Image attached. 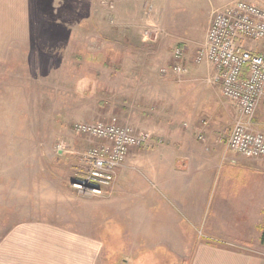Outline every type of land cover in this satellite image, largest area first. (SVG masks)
<instances>
[{
	"label": "rangeland",
	"instance_id": "rangeland-1",
	"mask_svg": "<svg viewBox=\"0 0 264 264\" xmlns=\"http://www.w3.org/2000/svg\"><path fill=\"white\" fill-rule=\"evenodd\" d=\"M235 1L0 0V264H189L184 242L170 241L172 225L161 222L170 218L139 198L153 182L127 165L131 151L100 194L71 186L95 144L72 128L114 117L150 134L158 125L161 137L218 122L226 140L239 114L208 81L213 68L191 58L212 13ZM182 45L187 74L162 75ZM263 125L260 109L250 129ZM223 152L237 155L225 144ZM179 229L194 232L185 242L192 253L209 243L187 220Z\"/></svg>",
	"mask_w": 264,
	"mask_h": 264
},
{
	"label": "crops",
	"instance_id": "crops-1",
	"mask_svg": "<svg viewBox=\"0 0 264 264\" xmlns=\"http://www.w3.org/2000/svg\"><path fill=\"white\" fill-rule=\"evenodd\" d=\"M215 74L213 70L208 81ZM192 76L194 82L202 80ZM218 102L223 111V103L220 99ZM184 127V131H166L168 135H161L162 140L156 135L163 129L153 125L152 138L164 146L131 151L127 165H138L142 177L153 182L138 192L139 198L147 202V209L159 207L162 219L170 218L161 222L172 225L170 241L184 242L183 254L188 251L183 257L192 256L189 264H264V162L238 154L226 157L222 148L227 135L222 134L218 122L212 125L200 121ZM183 220L195 229L202 228L198 235L209 242H198L194 253L193 243L185 244L195 239L194 232L189 238L183 236L179 229ZM140 240H148V236ZM218 240L222 244L210 243ZM169 247L173 250L177 245Z\"/></svg>",
	"mask_w": 264,
	"mask_h": 264
},
{
	"label": "built area",
	"instance_id": "built-area-1",
	"mask_svg": "<svg viewBox=\"0 0 264 264\" xmlns=\"http://www.w3.org/2000/svg\"><path fill=\"white\" fill-rule=\"evenodd\" d=\"M185 49L182 45L172 50L170 63L160 70L162 75L187 73ZM191 63L213 68V83L220 86L221 96L233 103L239 114L226 139L227 149L245 159L264 161V133L250 129L254 114L264 111V8L237 0L215 10ZM72 131L95 144L87 152L88 171L71 186L95 195L113 181L115 168L130 151L160 143L147 132L121 125L114 117L75 124Z\"/></svg>",
	"mask_w": 264,
	"mask_h": 264
}]
</instances>
